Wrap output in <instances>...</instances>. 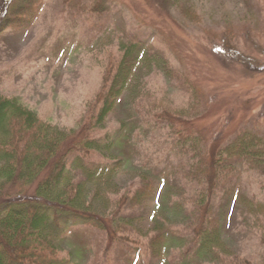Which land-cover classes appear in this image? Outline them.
<instances>
[{
  "label": "rangeland",
  "instance_id": "obj_1",
  "mask_svg": "<svg viewBox=\"0 0 264 264\" xmlns=\"http://www.w3.org/2000/svg\"><path fill=\"white\" fill-rule=\"evenodd\" d=\"M81 2L73 8L61 0H47L30 30L0 36L1 93L21 99L56 126L82 129L104 89L111 54H119L120 44L136 36L202 89L201 125L208 129L211 144L223 138L229 146L246 132L264 137V0H184V7L197 11V21L188 18L181 5L157 0ZM100 2H107L111 10L92 15ZM227 32L235 36L233 49L223 46ZM155 69L138 66L135 91L120 101L101 135L115 139V150L107 156L125 162L115 187L127 193L142 185V177L155 181L157 200L131 211L129 215L136 218L127 224L133 223V228L121 229L139 237L154 232L155 208L164 195H179L193 208L196 194L177 176L181 165L190 164L188 156L175 143L169 126L158 123L148 111L153 101L164 99L185 107L190 97L172 89L173 82ZM146 91L150 97L140 100ZM74 171L73 178L79 179V168ZM229 192L216 201L228 243L244 258L263 264V238L246 226L244 215L246 200L264 201V171L243 168L236 197H228ZM114 200L111 211L100 203L94 211L120 213L119 197ZM180 217L176 215L177 234L182 238L170 247L175 250L169 261L189 255L191 264H214L200 250L197 221ZM58 242L72 264H160L149 253L146 239L138 250L123 240L114 243L95 227L74 228Z\"/></svg>",
  "mask_w": 264,
  "mask_h": 264
},
{
  "label": "trees",
  "instance_id": "obj_2",
  "mask_svg": "<svg viewBox=\"0 0 264 264\" xmlns=\"http://www.w3.org/2000/svg\"><path fill=\"white\" fill-rule=\"evenodd\" d=\"M61 1L73 8L82 4L81 0ZM157 1L181 5L188 18L199 19L196 10L183 6L184 0ZM45 2L0 0V36L10 30L32 28ZM110 10L107 2H100L90 13L104 14ZM224 40L223 46L235 48L233 33L224 34ZM138 66L156 67V73L160 71L173 82L172 89L190 97L185 107L160 99L151 102L152 110L148 111L158 123L169 126L175 143L188 156L190 164L181 165L177 176L187 190L196 192L193 208L183 204L179 195H164L155 208V230L143 237L121 229L133 228V223L127 224L136 218L129 215L131 211L157 200V195L153 198L155 181L142 177V185L127 193L115 187L114 181L125 162L107 156L115 150V139L101 136L108 130L107 124L120 101L135 91ZM182 72L173 68L157 49H148L147 41L130 37L120 44L119 54L115 51L111 54L104 89L87 122L82 129L73 130L54 125L22 100L0 92V264H72L64 258L58 240L80 226L98 228L107 232L114 243L123 240L138 250H142L146 239L149 253L160 264H191L189 255L180 261L168 258L175 250L170 247L182 238L177 234L176 215L197 221L195 232L200 250L213 259L212 263L256 264L228 243L216 201L228 190V197H236L243 168L264 171V137L246 132L229 146H225L223 138H216L211 144L208 129L201 125L205 120L201 118L205 112L202 89ZM147 92L140 100L150 97ZM75 167L79 168L76 180ZM115 196L119 197L120 213L119 209L113 215L94 211L98 203L111 211ZM246 203L244 222L264 241V201L246 200Z\"/></svg>",
  "mask_w": 264,
  "mask_h": 264
}]
</instances>
